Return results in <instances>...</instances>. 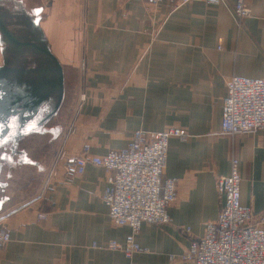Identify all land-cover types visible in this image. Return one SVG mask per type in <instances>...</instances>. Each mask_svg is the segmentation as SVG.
<instances>
[{
    "label": "crops",
    "instance_id": "1",
    "mask_svg": "<svg viewBox=\"0 0 264 264\" xmlns=\"http://www.w3.org/2000/svg\"><path fill=\"white\" fill-rule=\"evenodd\" d=\"M25 1L43 12L42 26L29 28L55 60L42 54L40 65L28 54L18 61L48 67V74L58 63L65 87L77 84L65 126L50 135L46 165L53 175L49 170L33 202L0 222L11 235L0 264H194L179 256L217 219L225 202L217 179L230 174L232 156L239 159L242 205L264 217V129L220 132L228 79L264 78V0H249L251 15L240 22L235 0ZM55 78L40 77L36 86ZM172 127L189 137L169 143L164 176L178 180L170 221L144 223L135 237L142 251L128 258L107 247L131 233L111 222L102 199L109 172L89 163L84 174L66 181L59 156L76 157L86 145L104 155L128 147L136 131ZM171 255L179 258L171 261Z\"/></svg>",
    "mask_w": 264,
    "mask_h": 264
},
{
    "label": "built area",
    "instance_id": "2",
    "mask_svg": "<svg viewBox=\"0 0 264 264\" xmlns=\"http://www.w3.org/2000/svg\"><path fill=\"white\" fill-rule=\"evenodd\" d=\"M147 1L157 5L163 0ZM177 1L221 4L226 0ZM233 13L239 22L249 17V0H235ZM218 48L221 49V44ZM221 124L220 132L231 136L264 129V78L232 75L228 79ZM173 137L186 141L189 134L178 127L163 131L139 130L123 149L93 155L86 145L82 154L76 157H65L63 153L59 156L63 158L66 181L84 174L89 163L102 166L109 172L102 199L108 206L111 222L117 226H129L131 233L124 242L110 240L107 247L122 251L128 258L142 251L135 237L144 223L165 224L170 221L168 209L177 198L178 180L164 175ZM217 188L225 199L217 219L208 223L203 236L195 239L189 251L179 257L194 264H264V217H256L250 207L241 203V175L236 156L231 157L230 174L218 177ZM10 213L1 216L0 222ZM39 217L46 216L40 214ZM10 238V231L1 227L0 249ZM179 257L170 256L171 261Z\"/></svg>",
    "mask_w": 264,
    "mask_h": 264
},
{
    "label": "rangeland",
    "instance_id": "3",
    "mask_svg": "<svg viewBox=\"0 0 264 264\" xmlns=\"http://www.w3.org/2000/svg\"><path fill=\"white\" fill-rule=\"evenodd\" d=\"M18 1L22 2V0ZM21 2H16V0H0V13L1 15L3 13V20L8 22V28L10 29L11 27L18 32L23 28L27 31L32 26L40 28L42 26L43 12L39 11L37 14L35 12V9H38L37 6H32V4L23 0L24 7L23 4L20 5ZM22 8H27L28 11ZM19 36V39L26 38V35ZM29 36L31 37L32 35ZM11 50L10 43L0 30L1 91L3 90V94L7 95L6 99H11L12 94H14L12 99L15 97L22 99L24 95L35 97L34 104L42 100L39 110L37 109L36 114L27 120L29 122L26 123V126H30L44 119L55 107L59 97L60 80L57 78L58 73L55 70L54 73L49 74L46 72L31 71L24 73V69L26 68L25 64L24 68L20 67L22 66L19 62L20 60L17 63L15 59L17 55L9 54ZM26 56L27 54H21V57ZM4 57L5 62L3 63ZM22 68L23 70L20 71ZM20 75L23 78H32L35 80H37V77H45L47 75H52L56 78L54 81L52 80L50 85H48L47 80H43L37 86L32 83H26V88H23L21 86L23 82L16 78ZM2 76H8L9 81L3 82ZM17 84L23 89L21 91L19 89V92H13L12 87L17 86ZM76 84L72 81L71 83H67L65 87L63 81V95L57 111L37 129L31 130L22 136L13 138L0 145V217L28 202H33L40 195L47 181L49 170L51 171L54 168L46 165V160L50 156L51 151V148H49L50 135L57 134L65 126V119L68 118L67 110L70 107ZM27 102L30 104L29 100ZM36 105L33 106L30 104L29 108L33 109ZM21 106L22 103L19 101L16 104L17 108H15V114L13 116L17 122L20 121L22 115L23 107ZM17 129L20 130L21 127L18 126Z\"/></svg>",
    "mask_w": 264,
    "mask_h": 264
},
{
    "label": "water",
    "instance_id": "4",
    "mask_svg": "<svg viewBox=\"0 0 264 264\" xmlns=\"http://www.w3.org/2000/svg\"><path fill=\"white\" fill-rule=\"evenodd\" d=\"M0 30L2 31L3 35L6 37V39L8 40V42L10 43V48H12V50L10 51L11 53L9 54H16L17 58H15L17 60L18 63V59L21 54L25 55V54H29L31 55H35L39 58L40 61V65L42 63V59L39 57V55H48L49 57H51L52 59L55 60V57L53 56V54L49 51V49H47L44 44H43V39H40L36 36L33 35L32 30L29 28L27 31H25L24 29L20 30L18 33L19 35H26V38L23 39H19V37L17 36L16 33H14L13 31H10V29L7 26V23L3 20L2 15L0 13ZM27 32V33H26ZM29 35H32L34 37H30ZM44 46V47H43ZM28 49H31V51H28ZM35 59V58H34ZM27 62V61H26ZM57 63V62H56ZM58 69L56 68H52L53 70H55L56 72H58V76H59V80H60V89H59V97H58V101L55 105V107L53 108V110L42 120L37 121V123H33L30 126H26V123H28L29 121L28 118H30L31 116H34V114H36L37 109L39 110V107L42 103V100H39V105L38 103L34 104V99L35 97H28L25 96L20 99L19 97H15L12 99L13 95L11 99H6V94H3V90L1 91V87H0V145L4 142H7L9 140H12L13 138L19 137L24 135L25 133L31 131V130H35L37 129L43 122H45L51 115H53L59 105L60 102L62 100V95H63V73L62 70L60 69L58 63H57ZM23 67V66H20ZM17 68V67H16ZM24 68V67H23ZM20 69V71L23 70ZM27 71H31V72H46L48 73L49 68L46 67H26L24 69V73H26ZM1 78V77H0ZM2 81L6 82L9 81L8 76H2ZM18 80H21L23 83L21 84V86L23 88H26V83L27 80L30 81L33 85H36V81L40 78L37 77V80L35 79H27V78H23L21 77V75L19 77H16ZM1 83V82H0ZM2 84V83H1ZM3 88V86H2ZM20 88V86H13L12 87V91L13 92H19L23 89ZM25 91V90H24ZM5 95V96H4ZM30 101V104H32L33 106H35V108L30 109L29 106L30 104L27 101ZM20 101V103H22V115L20 118V121L17 122V120L13 117L15 114V108L16 104ZM21 127L20 130L17 129V127ZM18 130V131H16ZM10 132V133H9Z\"/></svg>",
    "mask_w": 264,
    "mask_h": 264
},
{
    "label": "snow or ice",
    "instance_id": "5",
    "mask_svg": "<svg viewBox=\"0 0 264 264\" xmlns=\"http://www.w3.org/2000/svg\"><path fill=\"white\" fill-rule=\"evenodd\" d=\"M39 11H40L39 9H38V10H36V13L38 14V13H39Z\"/></svg>",
    "mask_w": 264,
    "mask_h": 264
}]
</instances>
